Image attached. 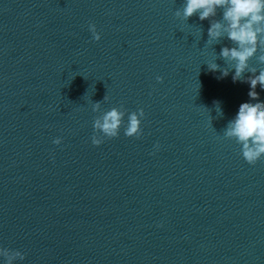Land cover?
I'll return each instance as SVG.
<instances>
[{"label": "water", "instance_id": "obj_1", "mask_svg": "<svg viewBox=\"0 0 264 264\" xmlns=\"http://www.w3.org/2000/svg\"><path fill=\"white\" fill-rule=\"evenodd\" d=\"M185 2L153 0L0 180V248L25 256L13 264H264V158L249 165L226 135L241 103L264 102L247 83L264 71V43L233 82L235 61L220 53L237 45L207 34L227 25L225 9L185 20ZM113 107L124 125L95 146L94 120ZM139 109L142 135L128 137Z\"/></svg>", "mask_w": 264, "mask_h": 264}, {"label": "clouds", "instance_id": "obj_2", "mask_svg": "<svg viewBox=\"0 0 264 264\" xmlns=\"http://www.w3.org/2000/svg\"><path fill=\"white\" fill-rule=\"evenodd\" d=\"M222 7L223 19L227 25L220 22L211 23L208 28V43L218 40L223 33H227L229 40L234 42L237 47H224L221 49V56L225 60L235 61V72L232 76L233 82L239 81L248 68V60L257 52L258 34L264 33V0H186L183 6V18L197 15L201 21L208 19L216 14V9ZM180 15L179 12L176 13ZM89 30L93 39L99 41L100 34L96 30L95 24H89ZM264 62V56L260 57ZM211 72L219 71V66L215 63L208 65ZM255 72V69L252 70ZM228 71L221 72V78L228 76ZM157 81L162 82L163 78L156 77ZM247 83L250 85L248 96L250 100L259 101V94L255 90L259 84L264 89V71L259 75L249 77ZM99 107V104L95 106ZM126 112L113 107L102 116L94 120V130L101 134L92 136V143L99 146L104 138H115L119 135L121 127L124 125ZM145 113L143 109L138 112H132L127 116V124L124 128V134L128 137L139 138L142 135L141 120ZM226 135L235 137L241 144V154L243 159L249 165H255L258 160L264 158V102H244L239 106L235 118L229 122ZM102 137V138H101ZM53 143L59 145L61 138H56ZM157 148L159 145L156 146ZM9 251L14 255L9 256ZM0 256L4 257L6 264H13V260L25 258L24 254L18 250L0 248Z\"/></svg>", "mask_w": 264, "mask_h": 264}]
</instances>
